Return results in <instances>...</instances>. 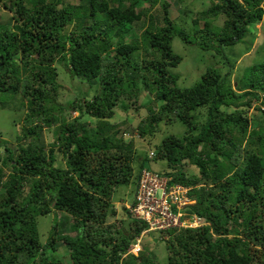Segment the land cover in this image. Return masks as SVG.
Masks as SVG:
<instances>
[{"label":"trees","instance_id":"16d2710c","mask_svg":"<svg viewBox=\"0 0 264 264\" xmlns=\"http://www.w3.org/2000/svg\"><path fill=\"white\" fill-rule=\"evenodd\" d=\"M79 1L4 3L13 22H0V92L21 94L27 121L17 134L16 153L0 138V264H159L145 248L123 256L145 223L131 220L119 236L106 223L115 213L114 190L136 183L150 160L166 162L159 173L171 182L192 185L195 202L186 212L206 222L163 231L172 252L168 264H264V61L246 68L235 84L229 73L212 67L194 85L181 88L169 70L182 60L172 50L174 36L221 52L262 20L264 0H212L190 30L169 19L166 0ZM158 3L163 26L155 25L151 14ZM219 14L225 21L216 29L212 20ZM139 21L147 25L137 38L129 32ZM62 69L71 85L74 80L75 86L87 84L65 106L57 99ZM146 91L162 103L149 108L150 116L134 127L136 139L125 142L107 119ZM253 101L263 117L252 123L247 111ZM70 110L78 115L72 118ZM160 121L179 122L185 131L167 133L140 155L136 141L155 133ZM47 126L54 127L48 149L40 138ZM22 136L31 140L21 143ZM57 152L66 169L55 165ZM192 165L197 173H190ZM52 210L73 218L75 234L60 232L56 222L42 243L36 219ZM60 240L64 251L56 245Z\"/></svg>","mask_w":264,"mask_h":264},{"label":"rangeland","instance_id":"374dc122","mask_svg":"<svg viewBox=\"0 0 264 264\" xmlns=\"http://www.w3.org/2000/svg\"><path fill=\"white\" fill-rule=\"evenodd\" d=\"M86 1V0H84ZM169 6L166 10V15L174 24L185 27L190 30L193 25V19L198 18V12L208 8L211 5L212 0H183L178 2L176 0H166ZM9 3V0H0V22L6 23L11 26L13 20L11 18L12 12L7 10L4 3ZM64 3H79V0H63ZM147 5V4H145ZM124 7V6H123ZM186 9L187 13L183 10ZM153 22L155 25L163 26V8L161 3L156 4L151 9ZM225 16L219 14L212 20L213 28H220L223 26ZM147 21H139L133 24L132 30L129 32L131 36L139 38L140 33L146 27ZM199 26H203V21H199ZM131 37H127L126 41H130ZM172 50L174 53L180 55L182 60L176 66H170L169 70L172 73L178 75L177 86L181 88L190 87L194 85L208 68H217L222 75L229 73V77L232 83L238 75L244 73L245 69L249 66L264 61V17L262 20L249 27L248 33L237 42L222 47L221 52L215 50H203L194 44H188L183 42L180 37L174 36L171 42ZM55 65L59 68L61 65L55 62ZM59 81L63 86L59 89L57 99L63 106L66 102L74 97H80V90H87V84L75 86L77 82L74 80V85H71V80L68 76V72L65 69L60 71ZM94 92L91 91L90 94ZM131 99V98H130ZM5 106L2 107V103ZM162 103L161 100L155 98L154 92H140L137 94L136 100H130L127 109L122 107H116L114 114L111 118H108V122L114 123L118 127L117 137L127 142L135 140L138 136L135 126L146 117H149L152 110H157L158 106ZM252 108L247 111L248 117L252 123L263 117L262 112L257 109L259 103L253 101ZM151 108V109H149ZM233 108V107H232ZM232 108H228L231 110ZM264 105L261 106V109ZM67 114L71 117H76L78 111L70 110ZM26 108L22 101L20 93H12L9 91L0 92V138L5 139V145L10 147L13 152L18 150L17 134H20L24 125H26ZM82 119H88L92 124H95L94 118H87L83 116ZM30 126V124H27ZM155 133L148 135L147 139L137 140L136 146L139 148L138 153L144 154V151L150 149L151 146H155L167 133L173 132L181 135L185 131V127L178 124L169 125L163 121L155 124ZM54 127L47 126L40 132V138L45 148H49V145L54 141ZM21 143H27L31 140L29 136H22ZM153 149V148H151ZM0 152H3V148L0 147ZM16 153V152H15ZM57 162L55 165H60L61 168L66 169L65 158H63L60 152L56 153ZM136 167L137 164L135 163ZM146 167L156 172H161L166 168V162L164 160H150L147 162ZM190 173H197L198 168L194 165L189 168ZM135 183L131 182L128 185L119 186L114 190L111 196V209L115 213L108 215L106 223L111 225L110 233L119 236L120 233H127L131 220L127 217L124 211V204L133 200V191ZM37 229L39 239L42 243H45L49 236L51 227L57 222V227L60 232L64 234L74 235L75 232H71V223L73 218L64 211L52 210L49 214L44 216H38ZM60 223V224H59ZM179 232V231H178ZM177 233V232H175ZM167 233L149 232L143 238L144 247L149 253H154L157 257L159 264H168V257L172 252L167 247ZM57 247L59 250L67 249L63 241H57Z\"/></svg>","mask_w":264,"mask_h":264},{"label":"built area","instance_id":"2783aa9c","mask_svg":"<svg viewBox=\"0 0 264 264\" xmlns=\"http://www.w3.org/2000/svg\"><path fill=\"white\" fill-rule=\"evenodd\" d=\"M154 152H150V157ZM191 185L171 182V177L154 170L142 168L133 193V200L125 202V208L133 219L145 223L144 230L135 237L127 252L138 254L142 250V234L149 231L163 232L168 229L197 228L206 225L202 217L186 212L195 202L189 194Z\"/></svg>","mask_w":264,"mask_h":264},{"label":"clouds","instance_id":"9594fccd","mask_svg":"<svg viewBox=\"0 0 264 264\" xmlns=\"http://www.w3.org/2000/svg\"><path fill=\"white\" fill-rule=\"evenodd\" d=\"M132 138H133V137H131L130 139H132ZM130 139H129V140H130ZM150 152H153V150H151ZM148 157L151 158V157H153V156L150 157V153H149ZM145 168H146V167H145ZM148 169H149V168H148ZM158 173H159V172H158ZM136 183H137V180H136ZM136 183H135V187H136ZM191 186H192V185H191ZM134 190H135V188H134ZM133 193H134V191H133ZM193 198H194V197H193ZM194 199H195V198H194ZM126 202H127V201H126ZM124 207H125V204H124ZM194 214H195V213H194ZM130 220L138 221V223H140L139 220L133 219L132 217H130ZM203 226H204V225H203ZM144 228H145V227H143L142 230H144ZM142 230H141V231H142ZM141 231H140V233H141ZM149 232H156V231H149ZM149 232H147V233H143L142 236H141V237H142V239H141L142 250H143V247H144L143 238H144V236H145L146 234H148ZM140 233H139L138 235H140ZM159 233H161V232H159ZM162 233H163V232H162ZM138 235H137V236H138ZM137 236H136V237H137ZM134 241H135V240H134ZM134 241H133V242H134ZM133 242H132V243H133ZM130 245H131V244H130ZM128 248H129V247H128ZM135 255H137V254H135ZM123 256H124V254H123Z\"/></svg>","mask_w":264,"mask_h":264}]
</instances>
